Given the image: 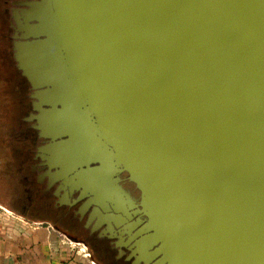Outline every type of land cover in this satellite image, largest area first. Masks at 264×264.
I'll return each mask as SVG.
<instances>
[{
    "label": "water",
    "instance_id": "95a60500",
    "mask_svg": "<svg viewBox=\"0 0 264 264\" xmlns=\"http://www.w3.org/2000/svg\"><path fill=\"white\" fill-rule=\"evenodd\" d=\"M44 1L61 52L89 46L86 80L117 92L103 117L133 161L100 136L142 192L156 264H264V0ZM153 200L197 227L171 230L170 262Z\"/></svg>",
    "mask_w": 264,
    "mask_h": 264
},
{
    "label": "rangeland",
    "instance_id": "374dc122",
    "mask_svg": "<svg viewBox=\"0 0 264 264\" xmlns=\"http://www.w3.org/2000/svg\"><path fill=\"white\" fill-rule=\"evenodd\" d=\"M46 7L44 0H0V199L28 217L46 223L59 221L56 227L70 239V243L66 241L68 246L87 260L90 252L96 264H143L136 262L115 236L102 238L101 235L108 234L105 226L89 221L90 210L79 212L82 206L79 192L61 194L60 184L51 176L75 172L84 163L83 167L92 173L103 176L110 173L111 177L117 173L115 177L124 189L134 187L127 181L128 172L110 159L112 150L101 139L103 131L112 132L118 154L133 161L121 144L122 139L110 128L108 118L103 117L115 109L110 98L117 96V92L109 90L106 80H100L98 86L94 85L96 80H86L89 46L71 45V49L61 52L58 39L54 38L52 15ZM64 59L74 77L66 71ZM51 84L60 89L54 91ZM73 85L87 97V105ZM55 92H60L61 101ZM103 105L106 109L100 108L101 117L96 119L89 108ZM50 158L55 164H51ZM93 158H99L105 165L101 167ZM150 193L153 195V191ZM66 196L68 208L62 209L60 216H64L60 219L52 208L54 204L66 203ZM153 205L160 208L154 221H163L165 227H170L165 229L167 232L163 230L165 259L170 262V250L176 249L171 245L176 244L171 230L179 229L178 235H185L196 233L197 227L179 224L174 219L179 214L170 202L158 204L153 200ZM72 216L78 219L72 220L73 224L68 221ZM138 219L145 221L142 215ZM198 248L197 244L195 250ZM157 250L158 245H154L152 253ZM160 258L161 255L152 256L148 264H156Z\"/></svg>",
    "mask_w": 264,
    "mask_h": 264
},
{
    "label": "flooded vegetation",
    "instance_id": "af4514ba",
    "mask_svg": "<svg viewBox=\"0 0 264 264\" xmlns=\"http://www.w3.org/2000/svg\"><path fill=\"white\" fill-rule=\"evenodd\" d=\"M49 160L51 164H55L52 158ZM83 164L80 163L76 167L75 172L66 171L65 173H57L55 176L51 174L57 182L56 184H60L58 187L59 191H61V194L63 191L73 194L77 190L80 197L79 202L82 203L79 212L83 214L85 213L84 210H90L89 221L96 222L99 227L101 225L105 226V231L108 234L107 236L101 235L102 238H107L109 237L108 235L110 237L115 236L113 238L118 240V244L123 245L122 247L128 248L136 262L148 264L152 261L151 257L154 254L152 253V248L154 247L155 231L150 223L148 209L145 212L142 207V192L136 188L130 176L127 181L134 187L127 190L119 184L120 180L115 177L117 173H114L112 177L110 173L103 176L89 172V169L83 167ZM111 167L109 166L110 169ZM55 191L56 193L58 192L57 188ZM53 197H57V195ZM138 197L139 204H137ZM65 202L54 204L52 208L60 219L64 216H60L61 211L68 208L66 206L68 196H66ZM70 202L71 204L75 203L74 201ZM69 207H72V205H69ZM65 213L67 212L65 211ZM138 215H142L145 221H140ZM65 219L67 220L68 218L65 217ZM72 220L77 221L78 219L76 216L68 219L70 223L73 222ZM57 222L52 223L57 226ZM87 256L91 257L90 252H88ZM92 262L96 264L95 261Z\"/></svg>",
    "mask_w": 264,
    "mask_h": 264
},
{
    "label": "crops",
    "instance_id": "0c3cea01",
    "mask_svg": "<svg viewBox=\"0 0 264 264\" xmlns=\"http://www.w3.org/2000/svg\"><path fill=\"white\" fill-rule=\"evenodd\" d=\"M66 236L0 199V264H93L92 257L71 250Z\"/></svg>",
    "mask_w": 264,
    "mask_h": 264
}]
</instances>
